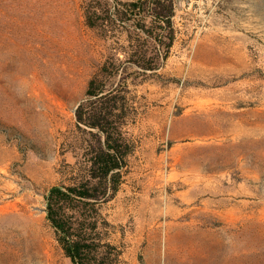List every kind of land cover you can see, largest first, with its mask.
Masks as SVG:
<instances>
[{
  "label": "rangeland",
  "instance_id": "1",
  "mask_svg": "<svg viewBox=\"0 0 264 264\" xmlns=\"http://www.w3.org/2000/svg\"><path fill=\"white\" fill-rule=\"evenodd\" d=\"M175 7L169 57L143 72L81 0H0V264H71L46 195L82 158L76 111L115 52L128 75L104 81L126 89L136 149L101 212L122 264H264V0Z\"/></svg>",
  "mask_w": 264,
  "mask_h": 264
},
{
  "label": "trees",
  "instance_id": "2",
  "mask_svg": "<svg viewBox=\"0 0 264 264\" xmlns=\"http://www.w3.org/2000/svg\"><path fill=\"white\" fill-rule=\"evenodd\" d=\"M85 24L116 42L127 35V45L118 48L140 71L159 69L169 57L176 39L173 21L176 0H81ZM134 20L133 30L128 23ZM110 53L90 80L86 100L77 108V125L92 137L83 143L82 158L70 165L67 183L53 185L46 195V217L71 264H122L124 249L113 239L101 208L114 199L124 170L136 145L125 127L130 111L122 86L104 81L128 75V67L116 63ZM103 223V225H101Z\"/></svg>",
  "mask_w": 264,
  "mask_h": 264
}]
</instances>
